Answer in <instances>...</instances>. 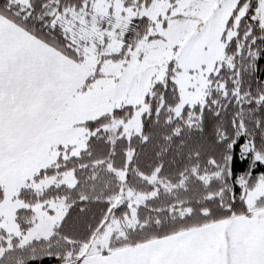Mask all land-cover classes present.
I'll return each mask as SVG.
<instances>
[{"label": "snow or ice", "instance_id": "6c2138e0", "mask_svg": "<svg viewBox=\"0 0 264 264\" xmlns=\"http://www.w3.org/2000/svg\"><path fill=\"white\" fill-rule=\"evenodd\" d=\"M0 264H264V0H0Z\"/></svg>", "mask_w": 264, "mask_h": 264}]
</instances>
